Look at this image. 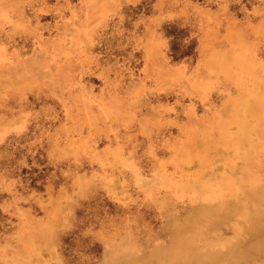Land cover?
<instances>
[{
  "label": "rangeland",
  "instance_id": "rangeland-1",
  "mask_svg": "<svg viewBox=\"0 0 264 264\" xmlns=\"http://www.w3.org/2000/svg\"><path fill=\"white\" fill-rule=\"evenodd\" d=\"M258 26L264 0H0V264H264V167L245 193L240 155L182 128L236 96L205 87L203 52L231 48L230 29L260 43L218 63L264 79ZM159 175L235 192L192 201Z\"/></svg>",
  "mask_w": 264,
  "mask_h": 264
},
{
  "label": "bare ground",
  "instance_id": "bare-ground-1",
  "mask_svg": "<svg viewBox=\"0 0 264 264\" xmlns=\"http://www.w3.org/2000/svg\"><path fill=\"white\" fill-rule=\"evenodd\" d=\"M257 31L262 34V44H264V27L258 26ZM225 41H227L228 44L231 45V48L222 49L220 46L212 45V48L209 49L208 52L203 56L207 60H205V63L208 67V73H207V82L205 84V87L207 90H212L211 87H213L214 81L216 79H221L224 83H230L231 81H235L236 83L233 85L236 87L237 93L235 97L226 96L221 100V105L215 109L214 114L210 115L208 112L207 115H205V118H194L192 121H190L188 124H185L182 128L183 131L185 130H198L199 134L198 136L201 137V141L208 145L213 146H221L222 148H228L232 149L233 152L237 155H240L243 166L238 174L235 175V180H233V184H245L249 186L257 185L261 182L260 174H262L261 170L263 169L262 158H264V79L261 80L259 78H256L254 76H249L248 78L251 79V82H247L246 78L243 76H240V73L238 69H236V66H239L241 64V61L243 62L244 59L247 58L249 47L257 46L260 42L258 41H252V40H245V38L241 35L239 30H229L227 33V37L225 38ZM203 44H207L205 41ZM246 44L247 50L241 51L242 46ZM202 49H204L202 47ZM230 52L232 57L234 58L235 68L233 69L231 66L229 67H223L221 64H219V59L221 56H223L225 53ZM233 52H236V55L233 54ZM1 63L7 62H0V76L4 72L7 66L2 65ZM244 63V62H243ZM264 71V63L259 64L256 67V72ZM248 73L247 71H242V73ZM221 77V78H220ZM225 80H223V78ZM238 80V81H237ZM1 86V85H0ZM0 92H5V90L0 87ZM192 90V89H191ZM196 91H200V89H195ZM204 90V89H203ZM231 102L233 104L231 110V117L223 119L220 118L219 120H216L214 122V118L216 117V113L220 110L222 106H226ZM234 102V103H233ZM102 112L109 113L111 115H114L113 111H109L108 109H104ZM213 116V117H211ZM113 117V116H112ZM252 118V121L250 120ZM214 122V123H213ZM201 123H205L204 125H201ZM235 123L236 124V131H233L230 124ZM203 127V128H200ZM250 130H255L256 134H253ZM184 144V143H183ZM178 144L175 148L176 150L181 149L180 145ZM184 146L182 147L183 151ZM174 149V148H173ZM181 152V151H179ZM177 153V151L174 154V151L170 157L171 162L174 164L175 167H181L184 163H189L192 160V157H186V156H179L180 153ZM201 160V158H200ZM233 158L230 159L231 164L233 163V166L235 165V162H233ZM205 164H209L207 162L202 163V166ZM225 174V172H224ZM164 175H159V180L163 185L171 188L172 184L175 183L176 187L178 188L177 194L178 196L182 197V194H186V196L190 197L189 199L192 201L195 200H206L208 202L220 200L223 201L225 196L223 194L224 191L229 190V192H235V187L229 186L228 181H224L223 183L215 182L212 178L209 183H207V188L202 189L201 191H198V188L189 189L188 191L185 189H180L176 183V180H172L171 178L164 179ZM228 177V176H226ZM229 178V177H228ZM163 179V180H162ZM198 180V178L196 179ZM208 181V180H207ZM237 181V182H236ZM206 184V182H202L203 184ZM248 188V189H247ZM243 186V190L245 193H248L250 191V188ZM231 190V191H230ZM198 191V192H197ZM183 192V193H182ZM209 193V194H208ZM221 204V203H220ZM222 205V204H221ZM220 205V206H221ZM220 206L216 205L213 206L215 209H213L212 213H208L206 220L207 222H210L212 215L214 214L215 210H217ZM222 216L225 217V214L222 212ZM204 215H202L203 219ZM232 218V216H231ZM222 241L219 242L221 245ZM225 244V242H224ZM224 246V245H222ZM129 248L136 249L137 246L133 244V242H126L125 245L120 246L119 243L115 244L114 250L120 251L123 250L122 257H124L127 252L126 250H130ZM220 251L217 250V253ZM130 257V256H129ZM224 259V260H231ZM133 260V259H132ZM144 260L141 262L137 261V264H143ZM131 264H133L131 262Z\"/></svg>",
  "mask_w": 264,
  "mask_h": 264
}]
</instances>
